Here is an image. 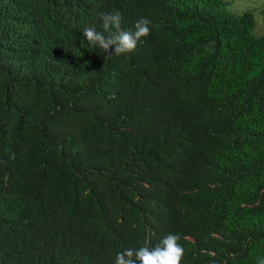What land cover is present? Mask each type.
<instances>
[{
  "label": "trees",
  "instance_id": "trees-1",
  "mask_svg": "<svg viewBox=\"0 0 264 264\" xmlns=\"http://www.w3.org/2000/svg\"><path fill=\"white\" fill-rule=\"evenodd\" d=\"M226 1L0 0V260L112 264L168 233L182 264L264 259V32ZM100 11L150 34L106 58Z\"/></svg>",
  "mask_w": 264,
  "mask_h": 264
},
{
  "label": "clouds",
  "instance_id": "clouds-1",
  "mask_svg": "<svg viewBox=\"0 0 264 264\" xmlns=\"http://www.w3.org/2000/svg\"><path fill=\"white\" fill-rule=\"evenodd\" d=\"M97 22H89L82 30L84 38L91 49L99 48L102 53L109 56H122L132 53L136 50L138 43L142 38L150 34L151 21L147 17H140L134 24V30L122 28V15L119 11H100L96 13ZM99 25V29L97 27ZM83 46V41H82ZM105 58V59H106ZM80 71L86 77L90 73L85 68ZM86 80V78H85ZM84 81H78V89L84 84ZM158 94L162 95L169 104L170 88L162 83H156ZM114 98L111 97V100ZM12 225H16L25 229H30L34 225V219L30 217L18 216ZM255 235L258 240L264 243V230L262 222L258 221L252 224ZM104 239H109L103 237ZM180 236L168 233L162 237L154 246L145 245L138 248L125 249L116 255L112 264H182L184 256V248L179 242ZM107 247L112 249V243L108 242ZM1 264L8 263L6 258L0 260ZM75 264H109L105 262H97L93 260L82 261ZM257 264H264V259H259Z\"/></svg>",
  "mask_w": 264,
  "mask_h": 264
},
{
  "label": "rangeland",
  "instance_id": "rangeland-1",
  "mask_svg": "<svg viewBox=\"0 0 264 264\" xmlns=\"http://www.w3.org/2000/svg\"><path fill=\"white\" fill-rule=\"evenodd\" d=\"M222 10L236 15L251 11L254 21L253 33L260 35L264 32V0H227Z\"/></svg>",
  "mask_w": 264,
  "mask_h": 264
}]
</instances>
